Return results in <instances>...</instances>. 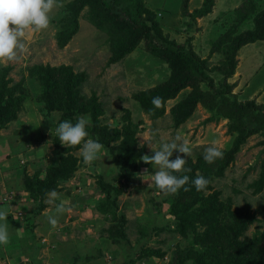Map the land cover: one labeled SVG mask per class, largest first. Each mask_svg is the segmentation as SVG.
<instances>
[{
  "label": "rangeland",
  "instance_id": "rangeland-1",
  "mask_svg": "<svg viewBox=\"0 0 264 264\" xmlns=\"http://www.w3.org/2000/svg\"><path fill=\"white\" fill-rule=\"evenodd\" d=\"M69 1L59 0L61 6L53 10L48 29H25L21 38L23 47L17 51V57L0 63V68L11 66L7 77L13 82L23 81L29 92L17 118L0 129V187L3 185L0 205L8 208L10 227V242L0 246V264H29L30 255L36 259L34 264H128L131 258L133 264H169L175 248L187 245L188 238L177 230L173 215L169 214L168 194L154 184L157 168L143 159L152 155L161 143L186 141L191 154L179 155L186 159L185 167L191 168L196 159L204 156L207 147L230 148L234 134L228 131L227 118L216 115L210 119L215 113L201 103L183 122L174 125L170 108L189 88L167 99L164 112L151 118L132 95L165 82L170 74L167 63L148 51L142 39L123 58L108 64L112 53L109 34L90 20L89 6L79 12L76 32L60 47L56 34L62 27V16ZM141 2L154 13L166 38L178 44L189 42L200 59L206 60L207 69L219 79L224 78L218 68H222L227 55V44H218L219 38L226 32L235 35L252 28L253 18L264 9V0H214L210 13L194 17L193 11L200 8L202 0H187L184 8L183 0ZM234 57L237 62L234 73L226 78L232 86L229 97L264 104V39L241 45ZM38 65H64L74 74L85 73L86 80L79 85L78 95L86 102L95 94L103 109L101 123L119 129L130 121L136 128L144 154L117 198V210L126 218V237L117 244L107 240L106 229L111 217L98 209L97 201L104 197L102 181L117 185L122 153L113 149L116 142L104 145L99 141L104 146L101 159L86 165L82 161L81 145L64 146L59 142L55 127L62 121L61 112L40 110L41 104L35 98L41 88L35 68ZM91 126L90 137L100 140L98 134L91 133ZM262 138L259 131L248 136L234 161L222 173L210 174L211 185L220 191L221 199L230 200L232 208L247 206L255 213L257 221L248 226L245 232L248 236L255 229L264 228V194H253L249 187L258 177ZM55 140L63 146L66 155L75 159L74 171L62 183L57 198L53 201L48 194L47 207L34 215L35 201L22 190L21 178L23 172L29 176L36 172L43 175L42 171L56 159ZM177 154L173 150L170 159ZM214 164L215 161L207 166L214 167ZM57 204L64 206L63 212L55 211ZM30 215L31 220L27 222L25 219ZM49 217L56 219L55 225ZM145 248H159L162 255L140 259L139 254Z\"/></svg>",
  "mask_w": 264,
  "mask_h": 264
},
{
  "label": "trees",
  "instance_id": "trees-1",
  "mask_svg": "<svg viewBox=\"0 0 264 264\" xmlns=\"http://www.w3.org/2000/svg\"><path fill=\"white\" fill-rule=\"evenodd\" d=\"M141 1L70 0L65 6L66 14L62 16V27L56 34L58 45L62 47L69 41L77 30L79 12L84 6H89L90 20L109 34L112 53L108 64L123 58L142 39L146 41L148 51L167 63L170 74L165 82L132 95L151 118L163 113L165 101L175 98L185 88H189L188 92L170 108L174 125L189 117L198 103L213 110L215 116L210 119H214L216 115L227 118L228 131L234 134V139L230 148L222 150L223 158L215 160V170L213 166L209 168V163L200 156L202 158L196 159L194 164L191 162L193 166L189 168V172H173L177 176H189L185 186L176 193L167 195L169 214L173 215L177 230L188 238V243L175 248L169 264H264V228L255 229L250 236L245 234L248 226L257 221L255 213L250 212L247 206L232 208L230 200L225 202L221 199L220 191L214 189L210 178L212 172L222 173L234 161L235 154L248 136L259 131L263 136L260 141L263 155L259 159L258 177L249 187L253 194H264V104L259 105L255 100H232L228 95L232 86L226 81L234 73L237 49L245 43L264 39V9L253 18L252 28L235 35L226 32L219 38L218 44H227L224 64L221 69L218 68L224 78L219 79L207 69L206 60L200 59L189 42L178 44L163 35L154 13L144 7ZM186 1L182 2L183 8ZM213 4L214 0H202L200 8L194 10L192 15L206 16L211 12ZM11 68H0V129L17 118L29 95L23 81L13 82L7 77ZM35 68L41 84L40 93L35 96L36 101L41 104L40 110L48 113L59 111L62 121L71 120L73 123L81 114H88L91 116V133L98 134V141L104 145L116 142L113 149L122 153L123 164L119 166L116 175L119 177L117 185L102 181L104 197L97 201L98 209L111 217L106 229L110 240L106 238L110 243L117 244L126 237V218L117 210V198L124 185L131 180L137 160L144 154V147L138 144L136 128L130 121L122 124L119 129L109 128L107 124L101 123L103 109L95 94L86 102L78 95L79 85L86 80L85 73L74 74L70 67L64 65H38ZM156 97L160 99L159 106L152 103ZM54 145L56 159L42 171L43 175L36 172L29 176L22 170V190L35 201L34 215L40 214L47 207L45 199L48 194L53 190L61 191L62 183L74 171L75 159L66 155L58 140H55ZM197 169L199 173H195ZM197 176H204L209 181L201 191H197L192 184V179ZM31 217L27 216L25 220L28 222ZM154 255H162L159 248H145L139 254L140 259ZM29 258V264H34L35 257L30 255ZM133 262L134 259L131 258L128 264Z\"/></svg>",
  "mask_w": 264,
  "mask_h": 264
},
{
  "label": "clouds",
  "instance_id": "clouds-1",
  "mask_svg": "<svg viewBox=\"0 0 264 264\" xmlns=\"http://www.w3.org/2000/svg\"><path fill=\"white\" fill-rule=\"evenodd\" d=\"M61 5L59 0H0V63L14 60L17 51L23 47L21 38L25 29L33 31L48 29L53 10ZM11 25V26H10ZM152 103L159 106L160 99L153 98ZM91 116L82 115L77 117L76 122L71 120L60 121L55 127V135L64 146L81 145L80 153L82 161L86 165L101 159L104 146L98 140L92 139L89 134ZM173 150L177 151L174 159H170ZM191 147L188 142L161 143L159 148L153 150V154L143 159L150 162L157 170L153 176L155 186L165 194H174L189 181L188 175L177 176L173 172H189L185 167L186 159L179 153L191 154ZM223 151L220 147L209 146L205 149L203 159L207 163L223 158ZM209 181L204 176H197L192 179V184L197 191L205 189ZM185 190H187L185 188ZM58 194L51 191L50 197L54 201ZM57 213L64 211L62 204H57ZM9 211L7 207H0V246H6L10 242V227L8 224ZM52 225L56 224L54 217H49Z\"/></svg>",
  "mask_w": 264,
  "mask_h": 264
},
{
  "label": "crops",
  "instance_id": "crops-1",
  "mask_svg": "<svg viewBox=\"0 0 264 264\" xmlns=\"http://www.w3.org/2000/svg\"><path fill=\"white\" fill-rule=\"evenodd\" d=\"M3 176H4V175H3ZM2 186H3V185H1V187H0L1 190H2ZM0 207H2V205H0ZM11 224L14 225V223H12V221H11ZM14 227L16 228L17 225L15 224ZM17 229H18V228H17ZM14 235H15V237H19L17 234H14ZM14 235H13V236H14Z\"/></svg>",
  "mask_w": 264,
  "mask_h": 264
},
{
  "label": "bare ground",
  "instance_id": "bare-ground-1",
  "mask_svg": "<svg viewBox=\"0 0 264 264\" xmlns=\"http://www.w3.org/2000/svg\"><path fill=\"white\" fill-rule=\"evenodd\" d=\"M32 99V98H31ZM92 202V201H91ZM92 204V203H91ZM94 205V204H93ZM100 231V230H99ZM107 236V235H106ZM113 249V248H112ZM111 259V258H110ZM91 260V259H90Z\"/></svg>",
  "mask_w": 264,
  "mask_h": 264
}]
</instances>
